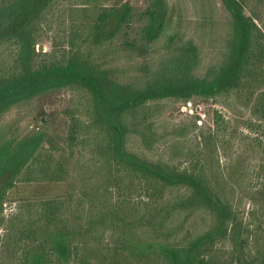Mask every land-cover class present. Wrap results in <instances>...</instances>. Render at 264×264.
I'll return each mask as SVG.
<instances>
[{"label":"trees","instance_id":"trees-1","mask_svg":"<svg viewBox=\"0 0 264 264\" xmlns=\"http://www.w3.org/2000/svg\"><path fill=\"white\" fill-rule=\"evenodd\" d=\"M58 0H0V48L13 44L11 66L0 70V224L6 196L23 172L39 157L46 134L22 131L3 122L11 109L60 90L81 92L87 100L92 123L97 128L95 151L122 175L139 179L160 191V199L143 214H132L117 205L101 210L77 226L59 218L60 200L43 203L46 239L60 264L81 250L97 255L93 244L98 228L112 231L116 251L123 250L133 264H227L215 255L216 244L228 240L230 264H264V250L253 256L249 228L244 226L239 208L231 197V184L205 164L199 169L180 168L169 161L151 160L129 149L133 137L149 142L153 121L151 110L167 99L190 102L193 98L216 99L238 90L253 73L252 66L264 67V34L240 0H221L228 13V33L221 58L203 74L196 69L199 47L193 38L185 39L169 22L166 0H151L137 26L135 6L122 2L96 9L94 21L82 44L63 58L41 60L36 50L39 31L48 11ZM217 3L209 0L205 21H213ZM213 24V23H211ZM123 46L137 57H146L151 48L163 43L164 55L156 66L143 68L140 85L122 83L103 59L115 52L120 37ZM260 71V70H259ZM261 77L263 73H257ZM264 98V90L261 92ZM74 141V131L70 133ZM167 190L174 199H165ZM264 191V180L255 188ZM164 193V194H163ZM262 205L253 202L256 209ZM205 210L203 232L178 240L197 211ZM180 220V222H178ZM63 228H55L58 222ZM178 222V223H177ZM104 229V230H105ZM110 247V246H109ZM40 262L37 261L36 264Z\"/></svg>","mask_w":264,"mask_h":264},{"label":"rangeland","instance_id":"rangeland-1","mask_svg":"<svg viewBox=\"0 0 264 264\" xmlns=\"http://www.w3.org/2000/svg\"><path fill=\"white\" fill-rule=\"evenodd\" d=\"M166 1L172 27H177L183 38H193L197 43L200 61L196 71L203 74L221 58L229 30L227 11L221 0H215L214 20L205 21L209 0ZM240 1L264 34V0ZM122 2L138 10L132 27L141 23V15L151 4V0H58L39 31L36 50L40 59L59 60L69 55L82 44L96 9ZM123 41L121 36L115 52L103 59L117 80L140 85L145 80L140 65L156 66L165 52L163 43L155 44L148 56L137 57L123 46ZM14 52L13 44L0 48V70L11 66ZM258 65L252 66L254 72L244 87L216 99L159 102L151 110L155 135L147 143L137 137L129 141L132 152L151 160L169 161L180 168L199 169L206 158L213 178L224 179L234 189L231 197L245 228L250 230L247 252L253 250V256L257 250H264V191L255 192L264 180V67L261 62ZM255 72L263 75L258 77ZM3 122L16 124L22 131L38 129L46 137L36 162L23 172L6 196L0 224V264H60L43 230L47 226L42 217L43 203L48 200L64 203L57 220L77 226L114 205L132 214H143L160 199L158 189L139 179L124 177L97 155L98 130L91 121L87 100L79 91L64 89L38 97L11 109ZM175 195L174 190H167L165 199L172 200ZM255 201L262 203L257 209L253 207ZM205 216V210L197 211L178 240L187 231L189 235L203 232ZM54 227L63 228L64 222L58 221ZM104 229L98 228L100 232H95L92 239L97 255L87 256L81 250L76 255L74 250L68 264H133L126 252L112 247L116 243L112 231ZM230 251L228 240L217 243L216 259L230 264Z\"/></svg>","mask_w":264,"mask_h":264},{"label":"built area","instance_id":"built-area-1","mask_svg":"<svg viewBox=\"0 0 264 264\" xmlns=\"http://www.w3.org/2000/svg\"><path fill=\"white\" fill-rule=\"evenodd\" d=\"M190 103V102H189Z\"/></svg>","mask_w":264,"mask_h":264}]
</instances>
